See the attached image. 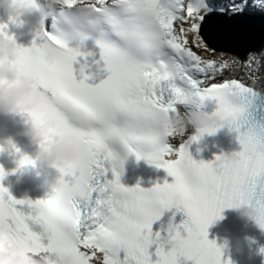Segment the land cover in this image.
I'll return each instance as SVG.
<instances>
[{
    "label": "snow or ice",
    "instance_id": "snow-or-ice-1",
    "mask_svg": "<svg viewBox=\"0 0 264 264\" xmlns=\"http://www.w3.org/2000/svg\"><path fill=\"white\" fill-rule=\"evenodd\" d=\"M14 3L21 14L31 8V0ZM63 3L67 9L80 6L88 25L99 28L95 73L86 74L92 65L86 57L81 62L79 48L70 47L56 26L57 18L71 24L70 12L53 16L51 32L41 22L32 45H18L17 63L56 96L87 152L79 166L57 169L50 199H16L0 183V243L41 264H94L98 253L103 264H180V258L190 264H230L208 239V228L225 208L248 206L264 229V94L241 78L217 79L232 65L223 51L210 46L218 36L209 22L249 9L264 14V0ZM9 24L19 27L22 20L0 24V32L9 33ZM77 37L81 43L88 38L80 33L72 38ZM193 47L220 59L204 58ZM243 63L257 72L264 53L250 51ZM206 102H215L222 126L236 134L240 150L232 153V161L221 155L194 160L188 145L200 136L178 146L168 142L177 106L200 109ZM33 118L44 128L45 141L63 134ZM122 153L163 168L171 182L149 189L124 186ZM26 163L22 156L19 166ZM7 175L0 169V181ZM173 208L187 219L170 222L166 237L154 233L153 224Z\"/></svg>",
    "mask_w": 264,
    "mask_h": 264
},
{
    "label": "clouds",
    "instance_id": "clouds-1",
    "mask_svg": "<svg viewBox=\"0 0 264 264\" xmlns=\"http://www.w3.org/2000/svg\"><path fill=\"white\" fill-rule=\"evenodd\" d=\"M75 10H80L76 6ZM63 0H31V8L26 12H40L43 16H58L61 12H71ZM0 13L8 22L20 19L19 7L14 0H0ZM17 40L6 32H0V115L19 116L26 125L21 133L28 141L36 145L31 154L23 155L28 160L25 165L41 169H58L62 166L77 167L81 164L87 145L72 128L68 117L56 96L46 88L38 86L34 80L22 70L18 60ZM34 115L47 128L62 129L63 134L47 141L43 138L44 128L34 120ZM223 122L213 111L207 113L196 110L185 111L177 106L169 119V138L187 143L194 136L203 137L209 132L214 134L223 128ZM15 146L10 138H0V149L8 151ZM223 161H232L231 154H221ZM57 182L52 184L53 191ZM242 217L253 218V211L248 206H236ZM0 264H41L33 257L27 261L14 255L13 249L0 247ZM94 264H103L102 254H97Z\"/></svg>",
    "mask_w": 264,
    "mask_h": 264
},
{
    "label": "water",
    "instance_id": "water-1",
    "mask_svg": "<svg viewBox=\"0 0 264 264\" xmlns=\"http://www.w3.org/2000/svg\"><path fill=\"white\" fill-rule=\"evenodd\" d=\"M233 18L229 23L214 18L209 22L211 30L217 33L218 39H210V46L218 51H227L245 58L250 51H259L264 47V30L252 29L249 26L236 25Z\"/></svg>",
    "mask_w": 264,
    "mask_h": 264
},
{
    "label": "rangeland",
    "instance_id": "rangeland-1",
    "mask_svg": "<svg viewBox=\"0 0 264 264\" xmlns=\"http://www.w3.org/2000/svg\"><path fill=\"white\" fill-rule=\"evenodd\" d=\"M257 55H261V54H257ZM223 58L226 59V60H228L229 63H230V65H232L231 68L225 70L224 74H226V73H232V72H235L236 70H239L238 67H237V65H239V64H238L237 60L232 55L225 54ZM219 59H220V56L217 57V60H219ZM246 70L247 71H249V70L252 71L251 69L247 68L246 65L242 64V66L240 67V71L243 73ZM257 72H260V71H257ZM257 72H253L252 71L251 73L256 74Z\"/></svg>",
    "mask_w": 264,
    "mask_h": 264
},
{
    "label": "bare ground",
    "instance_id": "bare-ground-1",
    "mask_svg": "<svg viewBox=\"0 0 264 264\" xmlns=\"http://www.w3.org/2000/svg\"><path fill=\"white\" fill-rule=\"evenodd\" d=\"M204 55H205L206 58H213V59H216L217 58V56L211 55L209 53H204Z\"/></svg>",
    "mask_w": 264,
    "mask_h": 264
}]
</instances>
